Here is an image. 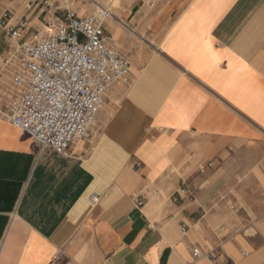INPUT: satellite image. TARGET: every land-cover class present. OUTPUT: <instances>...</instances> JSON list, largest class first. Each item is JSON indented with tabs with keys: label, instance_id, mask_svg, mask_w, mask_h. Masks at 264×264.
<instances>
[{
	"label": "crops",
	"instance_id": "crops-1",
	"mask_svg": "<svg viewBox=\"0 0 264 264\" xmlns=\"http://www.w3.org/2000/svg\"><path fill=\"white\" fill-rule=\"evenodd\" d=\"M60 2L0 0V16L28 36ZM112 13L105 31L130 74L97 137L40 151L0 116V264H264V0ZM9 48L0 27L5 104Z\"/></svg>",
	"mask_w": 264,
	"mask_h": 264
},
{
	"label": "built area",
	"instance_id": "built-area-1",
	"mask_svg": "<svg viewBox=\"0 0 264 264\" xmlns=\"http://www.w3.org/2000/svg\"><path fill=\"white\" fill-rule=\"evenodd\" d=\"M48 9L43 36L35 41L24 40L26 22L13 26L7 13L0 16L10 46L4 66L12 68L14 87L8 103L0 101V116L29 133L40 151L66 155L87 138L110 89L129 76L130 64L105 31L108 9L101 16L80 15L60 3ZM90 202L97 205L100 197L93 195ZM193 257L208 255L194 248Z\"/></svg>",
	"mask_w": 264,
	"mask_h": 264
},
{
	"label": "rangeland",
	"instance_id": "rangeland-1",
	"mask_svg": "<svg viewBox=\"0 0 264 264\" xmlns=\"http://www.w3.org/2000/svg\"><path fill=\"white\" fill-rule=\"evenodd\" d=\"M134 1L139 0H106L102 6L107 9H111L115 14L120 15L125 6H132ZM146 3H151L152 0H144ZM60 5L62 8L70 7L73 10L77 9H86L88 14H95L94 9L90 7L89 3L86 0H70L69 4L61 0ZM99 12V10H97ZM44 28L40 29V31H35L34 33L29 34L26 36L25 41H35L39 39L40 36H43ZM105 108V105L103 109ZM102 113L98 115L95 124L91 127L90 133L84 140L92 139L97 137L100 129H101V120H102Z\"/></svg>",
	"mask_w": 264,
	"mask_h": 264
},
{
	"label": "bare ground",
	"instance_id": "bare-ground-1",
	"mask_svg": "<svg viewBox=\"0 0 264 264\" xmlns=\"http://www.w3.org/2000/svg\"><path fill=\"white\" fill-rule=\"evenodd\" d=\"M95 4H96V6H98V10H99V12L95 13V15H98V16L104 15L103 14V10L104 9H107V8H102L103 7L102 6V3L95 2ZM108 10L110 11V14H111L109 18H112L113 17L114 19H116V17L113 16V13H112L111 9H108ZM80 15H84V14H80Z\"/></svg>",
	"mask_w": 264,
	"mask_h": 264
}]
</instances>
